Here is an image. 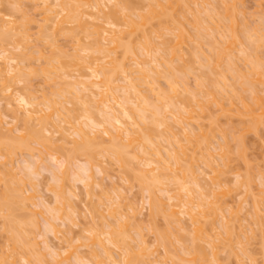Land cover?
I'll list each match as a JSON object with an SVG mask.
<instances>
[{
	"label": "bare ground",
	"instance_id": "6f19581e",
	"mask_svg": "<svg viewBox=\"0 0 264 264\" xmlns=\"http://www.w3.org/2000/svg\"><path fill=\"white\" fill-rule=\"evenodd\" d=\"M21 1L0 0V6L5 5L7 7L6 5H9L8 9L9 7L12 8L11 5H13L17 9L19 16H21V21H17L11 16V13L9 15L7 14L9 12L3 13L0 11V187L2 186L3 188L1 190L2 193H0V216L5 221V223H2L5 228L2 229L8 231L4 232L8 233H6L8 235V238H6L7 243L9 241L8 244H10L6 245L8 249L5 246L1 247L0 264H22V261L24 262L23 264H136V262L137 264H155V262L156 264H175V259L185 264H231L232 261L233 264H259L258 259L263 256H259L258 253L260 251L257 254H253L254 250L252 251V249L256 251V247L253 248V246L257 242L259 243L256 245L258 250H260V244L264 248V213L262 212L263 215L261 214L262 208L258 203V199H256L258 197L254 196L255 191L252 181L255 176H251L253 173L247 176V172H245L246 176L242 179L243 175L236 174L238 190L243 189L245 196L253 197V202L247 214L251 217V221L245 216L246 218L243 217V221H246L247 225H245L246 223L243 224L241 218V220H238L242 223L238 220L233 222L234 219L232 217L234 218V214L233 216L230 215V206L220 199L221 195L226 197L229 194V191H223V183L220 181V175L227 172V170H222L220 167L227 169L230 167L227 159L230 156L232 148V146L230 148L229 139L231 140L232 138L228 139V137L222 135L223 141L214 149L219 151L215 155L211 151L213 146L211 145L212 147H210L209 145L212 140L209 143L210 138L208 137L213 138L217 133L215 131L214 135L209 133L208 131L211 129L203 132L202 126L198 123L201 119L203 121L204 117L205 119L213 117L211 116L212 113L209 117L207 116L209 115V110H212L215 104L218 106L219 111L235 114L240 119L247 121L248 130L255 129V134H258L259 128L261 130L264 129L260 127L264 123V96L262 95L264 93V68L263 63H260L264 59V56L262 59L257 53L258 49L264 46V25L260 26L255 23L256 18L254 19V25L252 23L250 24L251 27L247 26L248 23L245 19H247L248 13H246L247 10L245 12V9L241 7L244 4L240 2H243V0H214L215 4L212 1L210 6L206 5L209 4L210 0H203L205 2L202 3L200 1L201 4L199 6H194V4L199 3V1L195 0L197 2L193 1L192 3L194 4H192L193 7L191 8L188 5L191 4V2H188L189 0H150L151 2L147 3L152 9L148 6L145 7V5L141 6L146 0H143V4H139V1L142 2V0H137V5L144 8L143 10L137 9L140 12V16L143 17L139 19L142 20L141 22L134 19L135 14L136 16L138 15L134 11L133 0H32L33 3L34 1H37V3L35 2L36 5L34 6L31 1L30 3L33 6L28 9V6L22 5ZM152 1L155 3H152ZM238 1L242 4L241 6ZM38 3H40L38 6L41 8L37 7ZM255 4H258L255 7L261 6V3H258V1ZM44 5L46 6L44 7ZM179 5H181L183 11H185L184 9L186 11H180L177 8ZM223 5L226 7L223 8ZM33 7L36 8L32 9ZM156 7L160 8L157 10L155 9ZM194 7L200 8L193 10L192 8ZM107 8L111 9L106 11ZM201 8L203 10H200ZM14 9L11 11L15 12ZM189 9H192V12L195 11V14H190ZM224 9L227 13L225 11L223 13ZM38 10L41 11L39 14L42 16L37 19L35 17ZM254 10L251 15L253 14V17H257L256 15L258 14L255 13L261 11V16H258L259 22L264 24V7L261 6V10L256 9L255 12ZM144 11H147V14H144ZM186 12L189 13V16L195 15L194 19L192 18L194 21H191V26L195 25L193 28L196 30L192 36H195L196 39L193 40L196 44L191 47H188L190 44L188 45L187 43L194 41H191L192 38L190 37L192 36H190V33L188 34L185 31L187 30V27H184L186 22L182 25L184 28L180 25L181 23H178L177 26L179 27L175 25L179 20V14L183 13L181 17L183 19L187 18L188 13ZM31 13H35V17ZM118 13L124 16H118ZM200 14L204 16L201 17ZM140 16L138 17L140 18ZM90 18L94 19L91 20ZM29 23H36L39 37L38 34L34 33L36 31L33 32L34 34L30 32L33 31L32 28L35 25L30 27V29L28 26L31 24ZM147 23H149L151 28L150 26L147 27ZM70 25L75 26L70 27ZM155 25L159 26L157 28L153 27ZM240 25L243 28L245 27L242 32L237 30V28H241ZM180 27L183 29L178 34L177 32H179ZM222 28H226V30H222ZM35 29L37 28L35 27ZM159 29L162 32L168 31L166 34L170 33L169 35H172L171 38L175 37L174 39L172 38L176 42L173 47H168L169 40L157 43V45L155 44L157 36H159L157 35ZM140 31L143 36H139ZM224 31H228L227 33L229 34L227 35ZM185 32L190 36L188 38L190 42H187L188 40L185 37L188 36L184 35ZM32 34L34 38H30ZM59 34L63 36H65L64 34H67L66 36L70 35L73 39L72 42L75 41L76 46L74 47V43L73 46L67 44L66 48L63 49L65 45H59L60 43L58 44V40H56V37L59 38ZM154 36L155 38H153ZM226 37L229 40L225 39ZM31 39L41 40V43L45 40L48 42L41 44L40 41H37L39 42L38 44L33 40V44H31ZM87 39L92 41H88ZM141 39L143 40L140 41ZM5 40H11V42L8 41L10 44ZM183 40L186 43L185 49ZM2 41L7 42L9 47L6 43H2ZM134 41H138L137 44ZM236 42L240 43V47L243 46L240 53H243V59L248 61L247 64L250 65V70L247 69L249 72H242L246 68L242 67L243 69H239L237 65L238 57H235V54H230L232 53L231 48ZM201 43L207 45H204L207 47V50L209 48L206 53V50H203L205 47H202ZM225 44L226 46L229 45L226 47ZM10 45L11 47L13 45L14 49L10 48ZM42 45L47 46L41 47ZM33 47L36 49H33ZM68 47L71 48L70 52ZM188 48H191V50ZM47 49L51 50H48L50 51V55H46L48 53ZM185 50H189L190 56L194 58H192L194 64L198 62L202 72L196 69L193 63L187 64L188 58H186V62L185 59H181L184 56L182 55V51ZM234 53L238 54L235 51ZM32 55L38 57L39 61H41L42 65L41 63L39 64L41 67H37L40 70L32 69L31 64L29 67V63H25ZM150 57L151 59H149ZM128 58H130V62H127ZM223 59L227 60V66L224 65L227 67L226 70H232L233 76L231 78L227 77L230 75H226L228 72L225 71V68L224 70L221 69L223 67L221 66L224 62ZM240 60L242 61V59ZM65 61H68V63ZM131 63L134 65L132 66ZM211 63L214 65L212 64V66ZM67 66H78L79 68L83 66L82 70H86L85 68H87L90 72L87 73L88 75H83L85 78L81 75L77 78V75L69 73L74 68L68 69ZM134 66L136 67L134 68ZM192 68L195 70L191 71ZM59 71L65 75L69 73L70 77L66 78L67 76L64 77V75L61 77L62 73H58ZM181 71L182 73L184 71L183 74L185 76L183 75V77H186V74L189 76L190 72L194 76L196 72H201L195 76V78L198 77L200 80L196 78L197 84L195 83L194 89L188 83L190 78L188 79L187 77L188 80L183 78ZM34 72L36 73L35 75L44 77L45 86L51 87V89L43 90L41 92L43 94H40L42 96L36 95L37 93L35 92H32L33 94L25 93L28 94L25 95L19 89L12 87V85L15 86L20 82H25L28 80L26 79L28 77H33ZM234 72H236L235 75ZM247 72L248 74H246ZM208 73L210 75H217L216 79L218 77L217 81H219V84L215 80L212 82L206 80L205 77H210ZM116 74L117 76H115ZM118 74L120 77H118ZM249 76H251V80L248 79ZM63 77L68 80H65ZM71 78L75 81H72ZM161 78L166 83L163 86L160 84ZM233 78L242 81H238V83L242 85L243 89H245V85L250 90L252 87L253 96H257L256 94L261 90L260 92L262 93L259 92L261 95L258 94L259 96L257 97L252 96L251 100H253L254 104L252 103L251 105V102L245 100L246 97L242 96V93L233 86L234 83H231V79ZM58 79L60 80L59 82ZM69 79H71L72 83ZM207 79L211 80V77ZM228 79L230 82L227 81ZM117 81H122V83L118 82L116 84ZM257 82L259 84L262 83L263 86L254 84ZM215 83L217 84L214 87L216 90L219 89L216 86L221 85L223 92L226 93L224 96L222 90L219 91V95L223 94V98L230 94L227 90L232 88V92L235 94V96H233L234 94L232 95V98H238L242 106H238L240 103L237 104V101L230 99V96L227 97L230 101L224 99L226 101L224 102L223 98L216 94L218 92L212 88ZM77 86H79L78 89ZM205 87L206 89H204ZM74 88L76 89L75 91L72 90ZM188 88L194 92V96L197 98L195 102L197 108L190 107L189 104L191 103L187 104L184 100L175 101V97L181 91H187ZM255 90L256 92L258 90L256 94H254ZM45 91L48 92L46 93ZM71 91L73 95L67 97L66 93L72 94ZM49 92L51 94H48ZM211 103H213V106ZM67 104H72L73 107L69 105L71 107L69 108ZM93 108L96 111H92L94 110ZM81 111H83V114ZM94 112L100 117L97 120L95 119L97 116L93 114ZM170 116L173 117V120H170ZM4 117H10L8 118L10 121ZM209 119L207 121H210ZM168 120L175 122L174 127L179 126V130L173 126L172 130L170 127L171 123L169 124ZM228 120L226 118V121ZM22 122L25 123H23L24 125L28 124V127L21 126ZM229 122L231 123L232 121ZM207 123L205 127H207ZM217 123L219 124L220 122L217 121ZM51 124L53 128L49 129L48 125ZM211 124L212 128H215L216 120L214 119ZM239 128L241 127L239 126ZM239 128L237 127V131ZM234 129L236 130V128ZM239 131L243 132L242 129ZM47 133L52 135L48 136ZM55 134H58L60 138L54 139ZM163 139L169 144L164 145ZM56 140L64 144L57 143ZM33 144L35 145L34 147ZM36 144L46 148L45 150H50L49 148L57 150L56 148H59L60 145L62 147H60L59 152L58 150L56 151L58 152L56 157L51 151L46 155V153H43V149L37 148L39 146H36ZM71 144L73 145L70 146V149L68 145ZM61 149L64 150V153L61 154L62 157L64 156L63 158L59 154L62 151ZM65 149H69L68 152ZM34 150L39 151V153L35 154ZM25 151L31 157L34 156L35 161L32 160L30 162L25 155L23 156L26 158L23 161H29L27 165L24 164L26 165L24 167L27 169L24 174V171L20 172L22 170H19L22 167L19 165L20 162H17V166H14L15 163H13L12 158L15 157V154L17 156L18 152L22 153ZM26 152L24 154H27ZM77 153L85 157L87 161V165L83 171L79 173L74 172L75 174L71 175L74 176L75 182L84 183L80 187L84 188L79 189L81 193L76 191L78 189L74 185L75 188H72V184L66 186V180L69 178V174H72L70 172L72 169L70 168L74 165L73 163L76 159L74 154ZM44 155L48 159L51 157V160L49 159L48 161L49 163L54 160L55 162L53 163L58 164H54L58 166L55 168L56 170L54 169V174L57 170L59 172L54 175L55 177L52 176V179H50L53 181L54 178V181L49 185H47L48 182H40L49 186V190L55 195L53 203L51 200L48 201L49 199L46 200L43 195H40L38 191L42 190L36 188L38 186L42 187L44 184L37 186V182H34L36 181L34 178L37 179V176L40 175L39 169L43 167L41 163L46 160V158L44 159ZM100 155L103 158H107V162L110 165L113 164V168L118 167L119 172H128V175L125 174L127 178L122 176L123 179L125 178L124 180L127 182L132 180V183L133 180L137 181L138 185H140V190L148 192V204L143 206V208L137 207L138 210L134 208V204L131 201L127 202L128 196L123 193L121 188L119 190V188L113 186V188L110 187L111 190L107 188L109 191L104 187V178L100 180L95 178L97 176L92 172L94 167L99 169L101 167L103 172L106 170L104 172L106 174L109 170L107 166L102 164L103 161L99 159L101 158ZM217 157L218 161L221 160V162L217 163ZM29 159L32 158L29 157ZM199 160L204 166L206 165L205 171L199 165ZM46 161L45 163L48 166V162ZM262 170L259 169L257 171L259 173H256V175L261 178L260 184L264 187V171ZM18 172L20 175H24L20 176ZM207 174L211 176L208 182L206 178ZM17 176H20V178ZM201 176L203 183L201 182L202 180H199ZM25 178L28 182H26ZM29 182V189L25 188L26 191L24 185H27ZM96 185L100 188L97 189ZM66 190H68L67 195ZM262 193L264 198V190ZM75 197H77L76 199L79 197L82 200L75 202L73 200ZM95 198L99 199L98 202ZM33 199H41L42 202L39 201L38 204ZM103 199L109 200L106 201L107 204L105 202L106 206L103 205ZM83 201L84 203H82ZM108 202L110 203L108 204ZM262 202L264 204V200ZM76 203L85 204V210H81ZM225 204L229 208L230 219L224 215L228 214L225 212L227 208L224 209ZM38 205H42L44 211L31 210L33 206L34 208L39 207ZM105 207V211L109 212L108 215L103 213V208L105 209ZM144 209L148 210L146 214L144 213ZM87 212L90 213L89 216ZM220 212H224L222 213L223 216ZM38 213L45 219V229H43V232H40L45 234L38 235L39 237L42 236L40 237L42 238L41 242L43 241L42 243L44 244L42 248L38 246L39 243L35 240V238L39 239L37 236L38 229H40L38 226L39 219L35 217ZM46 213L51 217L45 218L44 215ZM94 214L97 217L99 216V221L105 222L103 223L104 227L101 225L102 222L96 221L97 218H94ZM159 214L165 217L163 218L167 222L166 225L168 224V228L166 229H169L172 234L176 235L178 234L177 232L182 231L180 235H176L177 241L183 243V246L180 245L182 246V255L173 253L171 245L176 241L171 242L172 239H169V236L166 237V233L159 226H155L156 222L153 219L155 215L161 216ZM219 214H221L222 219H217V216H220ZM148 217L151 218V223H149ZM103 218L106 219L103 220ZM66 220H68V224ZM131 220L134 222L137 220L136 225L139 226L131 225ZM216 220L220 222L218 223L220 224L219 229L215 225L217 223ZM146 221L151 225L147 224L148 227H153L151 231L156 233V236L158 235L155 240V242H158L156 245L163 244L165 248L164 255L157 254L159 257L156 260L153 259L154 261L148 260L149 263L142 259V256L144 257L145 255L147 257V254H150L148 253V249H151L148 245L149 241L144 238L145 234L143 232L145 231L141 227ZM27 224L32 225L33 228L25 227ZM72 224L81 227L79 231L84 234L83 236L80 235L82 238L75 236L74 233L76 231L73 229ZM130 225L134 227L131 228ZM147 225L145 226L146 229ZM102 227L103 229H101ZM36 228H38V231H31ZM129 229L137 232L136 237H132V234L128 233V231L130 232ZM49 231L54 233V238L59 239L65 246H62V244L58 246V243L51 244V239L49 241L47 239ZM29 232H33L34 237ZM34 232L36 233L34 234ZM160 232L164 234H160ZM137 235L139 241H137ZM181 235L183 236L180 238ZM189 241L191 242L190 246L188 245ZM200 241L204 242L205 246L208 247L202 245ZM132 242H135L137 245L132 246L130 244ZM235 242L239 244L240 251L235 249ZM84 247L87 248L86 253L84 250L78 251L80 248L84 249ZM30 251H35V254H30ZM140 251H142L143 255H141ZM155 252L158 253V249L157 251L153 250L151 254L154 255ZM222 253H225L226 256L222 257ZM161 256H164L166 259L169 257L172 263L171 261L168 263V259L167 261L162 259V261L160 259L162 258ZM72 258L76 260L71 261L73 260ZM147 258H150V255Z\"/></svg>",
	"mask_w": 264,
	"mask_h": 264
},
{
	"label": "rangeland",
	"instance_id": "374dc122",
	"mask_svg": "<svg viewBox=\"0 0 264 264\" xmlns=\"http://www.w3.org/2000/svg\"><path fill=\"white\" fill-rule=\"evenodd\" d=\"M32 0H22L21 1V4L22 5H24L25 7H27V9L29 8V7H32L33 5L35 6L36 5V3H37V1H34V3H33V1H32V4L30 3ZM139 1V0H138ZM137 0L135 1V0H133L132 1V5H133V7H134V11H135V13H137V15L138 16H140V12H138L137 11V9L139 8L140 10L142 9H144V8H141L140 7V5H137L138 2ZM171 1H174V0H171ZM188 1V0H187ZM193 1H195V0H189L188 2L190 3L191 2V4H188L189 5V7L191 8V7H193V5L192 4H194V3H192ZM197 1H199V3L197 4H194V6L195 5H198L199 6V4H201V2L200 1H202V3L203 2H205V1H203V0H197ZM197 1H195V2H197ZM209 1V0H208ZM213 1V3L215 4V2H214V0H210V2H209V4H206V5H211L210 3ZM216 1V0H215ZM258 1V3L260 2L261 3V6L262 7H264V0H243V2L242 1H240L242 4H244L243 6H241L242 4H240V2H239V4H240V6L243 8V9H245V12H246V10H247V12L246 13H248V15L247 14H245V15H247L246 17H247V19H245L246 21H247V26H250L251 27V25L250 24H252L253 23V25H254V19H259V17L258 16H261V11H259V12H257V13H255V14H258V15H256L257 17H253L252 15H251V13H253V10L255 9H260L261 10V6L259 5V7H255V6H258V4H255L256 2ZM36 2V3H35ZM147 2H151L150 0H146V1H144V4H143V0H142V2H140L139 1V4H143V5H141L142 7L145 5V7H147L148 6V3ZM186 2V1H185ZM52 3V2H51ZM147 3V4H146ZM152 3H155L154 1H152ZM151 3V4H152ZM40 3H38L37 4V7H39L38 5H39ZM238 4V5H239ZM42 5V4H41ZM155 5V4H154ZM181 5H183L182 3H181ZM181 5H179V6H177V8L178 9H180V11H183V9L181 8ZM184 5H186V3H184ZM192 5V6H191ZM205 5V6H206ZM226 5H228V4H226ZM7 7L9 6V5H6ZM12 6V8L11 7H9V8H11V10H13L14 8H15V6H13V5H11ZM46 5H44V7H45ZM110 6V5H109ZM208 6V7H209ZM7 7H5V5H2V6H0V9L2 8V10H0V11H2L3 13H6V12H9V13H7V14H9L10 15V13H11V16L14 18V19H16L17 21H21L20 20V18H21V16H19V14H18V12H17V9L15 8L14 10H15V12L14 11H11V10H9V8L7 9ZM57 7V6H56ZM149 7V6H148ZM200 7H201V5H200ZM199 7V8H200ZM207 7V8H208ZM213 7V6H212ZM226 7V6H225ZM224 7V5H223V8H225ZM34 8H36V7H33L32 9H34ZM39 8H41V7H39ZM149 8H151V7H149ZM160 8V7H159ZM158 7H156L155 9H159ZM187 8V7H186ZM197 9H199L198 7H196ZM196 8L194 7V8H192L193 10L195 9L196 10ZM247 8V9H246ZM23 9H25L24 7H23ZM38 9V8H37ZM36 9V10H37ZM57 9L59 10V8L57 7ZM56 9V10H57ZM109 9H111V8H107V10L106 11H109ZM138 9V10H139ZM152 9V8H151ZM150 9V10H151ZM192 9H189L190 10V14L191 13H193V14H195L194 12L195 11H193L192 12ZM8 10V11H7ZM35 10V11H36ZM185 11H186V9H184ZM200 10H203V8H201ZM255 10H254V12H255ZM28 11V10H27ZM33 11V10H32ZM185 11H183V12H185ZM225 11V9L223 10V13H225L224 12ZM231 11V10H230ZM252 11V12H251ZM1 12V13H2ZM29 12V11H28ZM31 12V11H30ZM41 11H39L38 10V12H37V15L35 14V13H31V14H35L36 15V17H35V15L33 16V17H35V18H41V16L42 15H40L39 13H40ZM145 13L144 14H147V11H144ZM152 13V12H151ZM186 13H188V12H186ZM227 13V12H226ZM20 14H21V12H20ZM141 14H142V12H141ZM181 14H183V13H181ZM181 14H179L178 15V18H179V20H178V22H177V24H175L176 25V27H179V26H177L178 25V23H181L180 25L182 26L185 22V26L184 27H187V30H185L188 34L190 33V36H192V34L194 33V31L196 30V29H194L193 27H195V25H193V26H191L192 24H191V21H194L193 19H194V17H195V15H190L189 16V13L187 14V18H185V19H183L182 17H181ZM22 15V14H21ZM122 14H120L119 15V13H118V16H121ZM122 16H124V15H122ZM138 16H136V14H135V16H134V19H136V20H138V22H141L142 20H139V19H141V18H143V17H141L140 16V18L138 17ZM200 16L202 17V16H204L203 14H200ZM17 17H18V19H17ZM137 17V18H136ZM183 17H185V15H183ZM189 17V18H188ZM147 18V17H146ZM193 18V19H192ZM240 18V17H239ZM91 19V18H90ZM94 18H92L91 20H93ZM256 19V22L255 23H257L258 25H260V26H263L264 24L263 23H261V22H259L260 21V19L259 20H257ZM143 20H145V19H143ZM29 24H31L30 26H28L29 28L30 27H33V25H35V27L37 28V29H35V27H33L32 29H33V31H30V32H34V31H36V32H34L35 34H38L37 32V30H38V27L36 26V23H29ZM154 24V23H153ZM196 24V23H195ZM147 27H149L150 25H149V23H147ZM173 25V24H172ZM75 25H70V27H74ZM159 26V25H158ZM158 26H153V27H158ZM166 26V25H165ZM246 26V27H247ZM171 27V26H170ZM183 27V26H182ZM183 27V28H184ZM239 27V26H238ZM240 27H241V25H240ZM150 28H151V26H150ZM149 28V29H150ZM183 28H181L180 27V30H179V32H177L178 34H180L182 31H181V29H183ZM241 28H243V26L241 27ZM241 28H237V30L239 31V32H242V30H244V28L243 29H241ZM31 29V28H30ZM148 29V28H147ZM160 29H162V28H160ZM159 29V33L157 34V35H159V36H161L160 38H159V36H157V39H156V45H157V43H162V42H164V41H167V40H169L170 42H169V44H168V47H173L174 45H175V41H173V39L175 38V37H172L171 38V36L172 35H169L170 33H168V34H166L168 31H163L162 32V30H160ZM164 29V28H163ZM171 29V28H170ZM186 29V28H185ZM164 30H167V29H164ZM174 30H176V29H174ZM188 30H189V32H188ZM222 30H226V28H222ZM150 32H152V31H150ZM171 32H173V31H171ZM186 32L184 33V35L185 36H188L187 34H186ZM225 32V31H224ZM228 31H226L225 33L228 35L229 33H227ZM33 33V34H34ZM162 33H165V34H163L162 35ZM32 34V36L30 37V38H34V35ZM82 34V33H81ZM80 34V35H81ZM149 34V33H148ZM60 36H59V38L58 37H56V40H58V44L59 45H65L64 47H63V49H65L66 48V46H67V44L68 45H74V47L76 46V43H74V42H72L73 41V39H72V37L70 36V35H68V36H66L67 34H64L65 36H63L62 34H59ZM143 36L142 35V32L140 31L139 32V36ZM153 35V34H152ZM173 36H174V34H173ZM182 36H183V34H182ZM190 36H188V37H185V38H187V42H190V39H188ZM38 37H39V34H38ZM37 37V38H38ZM92 37V36H91ZM91 37H90V39H91ZM153 38H155V36L153 37ZM183 38V37H182ZM184 38V39H185ZM190 38H192L191 39V41H194L196 38H195V36H192V37H190ZM137 39V38H136ZM135 39V40H136ZM194 39V40H193ZM225 39H228L229 40V38H225ZM33 40L34 39H31V41L30 42H32L31 44H33ZM88 41H92V40H89V39H87ZM143 39H141L140 41H142ZM151 40V39H150ZM153 40V39H152ZM176 40H178V39H176ZM5 41H10L11 42V40H5ZM34 41H36V43H38L39 44V42H37V41H40V43H41V40H34ZM139 41V42H140ZM145 41V40H144ZM185 41H186V39H185ZM3 42L2 41V43H6L7 45H8V47H9V44H10V42ZM45 43L46 42H48V41H44ZM44 42H42L41 44H43ZM136 41H134V43H135ZM138 42V41H137ZM137 42H136V44H137ZM146 42V41H145ZM195 42V41H194ZM194 42H190V43H187L189 46L188 47H191V46H193V45H195L196 44V42L194 43ZM240 42V41H239ZM239 42H236V44L231 48V50H232V53H230V54H235L236 56L235 57H238L237 58V61H238V63H237V65H238V67H239V69L240 68H242V67H244V68H246V70H244L243 68V71L242 72H246V71H248L249 72V70H250V65L249 64H247L248 63V61H245L244 59H243V53H240V51L242 50V47H240V43ZM1 43V44H2ZM44 43V44H45ZM74 43V44H73ZM183 43H184V40H183ZM204 43V42H203ZM203 43H201V46L202 47H205V48H203V50L205 51V53L209 50V48H208V50H207V45L206 44H204V45H206V46H204L203 45ZM205 43H206V41H205ZM6 44H3V45H6ZM12 44V43H11ZM38 44H36V45H38ZM47 44H49V43H47ZM135 44V45H136ZM142 44H143V42H142ZM227 44V43H226ZM226 44H225V46H226ZM2 45V46H3ZM139 45V44H138ZM137 45V46H138ZM156 45H154L153 44V46H155L156 47ZM229 45V44H228ZM227 45V46H228ZM236 45H238L237 47H236ZM38 46H40V45H38ZM44 45H42L41 47H43ZM47 46V45H46ZM46 46H44V47H46ZM49 46V45H48ZM140 46V45H139ZM183 46H185L184 47V49L186 48V43H184L183 44ZM226 46V47H227ZM71 47V46H70ZM70 47H68V50H69V52H70V50H71V48ZM163 47H165V46H163ZM10 48H12V49H14L13 48V45H12V47H11V45H10ZM47 48H49V47H47ZM260 48H262V49H260ZM259 49H258V56H261L260 58H262L263 56H264V46H262V47H260ZM33 49H36L35 47H33ZM46 49V48H45ZM73 49V48H72ZM188 49H190L191 50V48H188ZM48 50H50V49H47V54L46 55H48L49 54V52L51 51H48ZM17 51H19V50H17ZM46 51V50H45ZM187 50H185V51H182V55H184L181 59L182 60H184L185 59V62H186V58H188L189 60H188V62H187V64H189V63H193L194 64V58L192 57V56H190V53L187 51ZM220 51V50H219ZM234 51L235 52H237L238 54H236V53H234ZM261 53H260V52ZM226 52H228V51H226ZM209 53H211V52H209ZM225 53V52H224ZM36 54V53H35ZM50 55V54H49ZM239 55H241V56H239ZM66 56V55H65ZM68 56V55H67ZM227 56V55H226ZM240 57V58H239ZM192 60H191V59ZM29 59V61L27 62V60ZM27 60H26V62L25 63H29L28 65H29V67H30V64H31V68L32 69H36V70H40V68H37V67H41V65H42V63H41V61H39V58L38 57H36V56H34V55H32L30 58H28ZM65 59H67V58H65ZM68 59H70V58H68ZM149 59H151V57L149 58ZM180 59V60H181ZM240 59H242V61L240 60ZM259 59V58H258ZM263 59V58H262ZM64 60V59H63ZM106 60H108V59H106ZM130 60V58H128V61L127 62H130L129 61ZM224 60V59H223ZM223 60H222V62H223ZM43 61V60H42ZM70 61V60H69ZM178 61V60H177ZM213 61H214V59H213ZM260 61V60H259ZM66 63H68V61H65ZM196 62V61H195ZM212 62V61H211ZM41 63V65H39ZM177 63H179V62H177ZM180 63H182V62H180ZM260 63H263V68H264V59L262 60V62H260ZM132 64V63H131ZM213 63H211V65H212ZM247 64V65H246ZM67 65H69V64H67ZM134 64H132V66H133ZM181 65V64H180ZM195 65V68L196 69H199L201 72H202V69H200L199 68V63L198 62H196V64H194ZM214 65V64H213ZM212 65V66H213ZM227 66V60H224V62H223V64L221 65V66H223L221 69H223L224 70V68H225V71L226 72H228V73H226V75H230V76H227V77H232L233 75H232V70L230 71V70H226L227 69V67H225V66ZM86 66V65H85ZM190 66V65H189ZM261 66V65H260ZM68 67V66H67ZM136 66H134V68H135ZM191 67H193V66H191ZM71 69V68H74V70L71 72V71H69V73L70 74H75V75H77V78L78 77H80V75L83 77V78H85V76H83V75H86L88 72H90L89 70H87V68H85L86 70H82V68H83V66L81 67V68H79L78 66H72V67H68V69ZM247 69H249V70H247ZM192 70H195L194 68H192L191 69V71ZM199 70H197V71H199ZM64 71V70H63ZM260 71H262V70H260ZM201 72H196V74L197 75H199ZM248 72L246 73V74H248ZM38 73V72H37ZM41 73V72H40ZM39 73V74H40ZM58 73H62V72H58ZM64 73H66V72H64ZM68 73V72H67ZM69 73L68 74H63L62 73V75H61V77L64 75V77H66V78H69L70 77V75H69ZM178 73H180V72H178ZM183 73H184V71H183ZM182 73V71H181V74H182V77H183V74ZM188 74H189V72H187ZM36 73L34 72L33 73V77H28V78H26V79H28V80H26L25 82H20L18 85H12V87H15V88H17V89H19V91L20 92H23L24 94L25 93H30V94H33L32 92H35V93H37L36 95H40V94H43V93H41L43 90H48V89H51V87H48V86H45L46 85V83H45V80H44V77L43 76H38V75H35ZM185 74H186V72H185ZM195 74V76H197ZM209 75H210V73H208ZM236 74V72H234V75ZM40 75H42V74H40ZM74 75V76H75ZM88 75V74H87ZM119 75V74H118ZM25 76H27V75H25ZM28 76H30V75H28ZM73 76V77H74ZM115 76H117V74L115 75ZM185 76V75H184ZM195 76H194V74H191V72H190V74H189V76L186 74V77H183V78H186L187 79V77H188V79H189V82L188 83H190L189 85L194 89V87H195V83L197 82L196 81V78H197V80L199 79L198 77H196L195 78ZM216 76L217 75H213V74H211L210 75V77H211V80L210 79H207V78H210L209 76L208 77H205L206 78V80H209L210 82H212V81H217V79H218V77H217V79H216ZM42 77V78H41ZM63 77V78H64ZM72 77V76H71ZM87 77V76H86ZM118 77H120V75L118 76ZM251 76H249L248 77V79H250L251 80V78H250ZM24 78V79H25ZM75 79H76V77H74ZM229 78V79H230ZM254 78V77H253ZM65 79V78H64ZM63 79V80H64ZM72 79V78H71ZM71 79H69V81L71 80ZM179 79V78H178ZM187 79V80H188ZM229 79L227 80V81H229ZM234 79V78H233ZM233 79H231L232 81H231V83H234V87L239 91V92H241L242 93V96H244V97H246V99L245 100H248L249 102H251V105H252V103L254 104V102H253V100H251V98H252V96H253V88L251 87V90L250 89H248V87H246V85H245V89H243L242 88V85L241 84H239L238 83V81L239 82H242V81H240V80H233ZM65 80H68V79H65ZM180 80V79H179ZM200 80V79H199ZM60 80L58 79V82H59ZM72 81H75L74 79H72ZM72 81H70L71 83H72ZM66 82V81H65ZM122 83V81L120 82V81H117L116 82V84L117 83ZM218 83L217 84H219V81H217ZM230 82V81H229ZM237 82V83H236ZM207 83V82H206ZM250 83V82H249ZM70 84V83H69ZM69 84H67L68 86H69ZM124 84V83H123ZM160 84H162V86L164 85V84H166L165 83V80L164 79H162L161 78V83ZM191 84H194V85H191ZM197 84V83H196ZM216 83L214 84V86L212 87V88H214L215 87V85H217ZM229 84V83H228ZM254 84H259L258 82L257 83H254ZM230 85V84H229ZM228 85V86H229ZM239 85V86H238ZM251 85H253V84H251ZM260 85H262L263 86V84L261 83V84H259V86ZM50 86V85H49ZM66 86V85H65ZM231 86V85H230ZM232 86V87H233ZM255 86V85H254ZM253 86V87H254ZM45 87H47V88H45ZM219 88L218 90H216L215 88H214V90H216V92H218V93H216V94H218L219 95V91H221L223 88L221 87V85L219 86H216V88ZM233 87V88H234ZM255 87H257V86H255ZM254 87V88H255ZM15 88H13V89H15ZM70 88V87H69ZM79 88V86H77V89ZM197 88V87H196ZM195 88V89H196ZM230 88V87H229ZM204 89H206V87L204 88ZM227 89H228V87H227ZM232 88H230L229 90H227V91H229V93L230 94H228V95H226V97H222L223 96V94H224V96H225V94L226 93H224L223 92V90H222V95H219L220 97H222L223 98V101L224 102H226L225 100H229V99H227V97H231L230 99H233L232 97L233 96H235V94L232 92L233 91V89L231 90ZM256 89H258V88H256ZM261 89V88H260ZM69 90H71V89H69ZM72 90H76L75 88L74 89H72ZM190 91V92H189ZM261 91V90H260ZM259 91V92H260ZM46 92V91H45ZM48 92V91H47ZM46 92V93H47ZM72 92V91H71ZM252 92V93H251ZM255 93L254 94H256L257 92H258V90H257V92H256V90L254 91ZM259 92L256 94L257 96H259V95H261V94H259ZM69 92H67L66 94V96L67 97H71L72 95H73V92H72V94H68ZM260 93H262V92H260ZM48 94H51L50 92L48 93ZM220 94H221V92H220ZM234 94V95H233ZM237 94V93H236ZM259 94V95H258ZM0 95H1V93H0ZM25 95H28V94H25ZM233 95V96H232ZM263 96H264V93L262 94ZM40 96H42V95H40ZM255 96V95H254ZM253 96V97H254ZM257 96H255V97H257ZM209 97V96H208ZM2 98H4V97H2ZM176 99H175V101L176 100H180V101H182V100H184V102L185 103H187V104H189V103H191V104H189L190 105V107H194V108H197L196 107V105H195V102H196V100H197V98H195V96H194V92H192L191 91V89L190 88H188V90L187 91H181V93H179L178 94V96L177 97H175ZM4 99H6V98H4ZM209 99V98H208ZM212 99H213V97H212ZM225 99V100H224ZM211 100V99H210ZM233 100H236L237 101V104L238 103H240V100H238V98H235L234 97V99ZM5 101V100H4ZM230 101V100H229ZM228 101V102H229ZM207 102V101H206ZM193 104V105H192ZM225 104H227V103H225ZM236 104V103H235ZM68 105V107L69 108H71V107H73V105L72 104H67ZM71 107H70V106ZM211 105L213 106V103H211ZM210 105V106H211ZM0 106H1V103H0ZM238 106H242L241 105V103H240V105L238 104ZM227 107H229V105L227 104ZM215 108V109H214ZM94 109V108H93ZM210 109V108H209ZM213 110V111H212ZM212 110L210 109L209 110V115L207 116V117H209L210 116V114H211V116H213V117H211L210 119L209 118H207V119H205V117L203 118L204 120L203 121H201V120H199L198 121V123L202 126V130H203V132H206V131H208L209 129H211L210 131H212V132H210V131H208L209 133H212L213 135L215 134V132L217 133V134H215V136L213 137V138H211V137H208V138H210L209 139V143H210V141L212 140V142L209 144L210 145V147H212L211 149V151L213 152V153H215V155L219 152L218 150H214V149H216V147H218V144L220 143V142H222L223 141V138H222V135H225L226 137H228V139L229 138H232L231 140L229 139V143L231 144H229L230 145V148H231V146H232V148H231V150H230V156H229V158L227 159V161L230 163V167L227 169V168H225V167H220L222 170L224 169V170H227V172H225V173H223V174H221L220 175V181H222V183H223V187H222V189H223V191L224 190H227V191H229V194H228V196H220V199L221 200H223L224 202H226V203H228V205L230 206V215H232L233 216V214H234V218L232 217V219H234V221L233 222H235L236 220H241V221H243L244 219H243V217H245V216H247V218H249V220L251 221V217L249 216V215H247L248 213H249V210H250V207H251V205H252V202H253V197H248V195L247 196H245L244 194V191H243V189H240V190H238L239 189V187H238V185L236 184V174L238 173V174H241V175H243L242 176V179H244L245 178V176H246V173L245 172H247V176H249V174H252L253 173V175H251V176H255V177H253V183H252V186L254 187V196L255 197H258V198H256V199H258V203H259V205L261 206V208H262V210L260 211L261 212V214H262V212L264 213V207H262V205H264L263 204V200H264V198H263V196H262V191L264 190V187H262L261 186V184H260V180H261V178L258 176V175H256V173H257V171H259V169H261L262 170V168H263V170L262 171H264V147H263V145H264V140H262V139H264V129L263 130H261V128H259V132H258V134H255V129L254 130H248V127H247V125H246V123H247V121H245V120H242V119H240L238 116H236L235 114H231V113H229V112H222V111H219V109H218V106H216L215 104H214V106H213V108H212ZM92 111H96L95 109L94 110H92ZM167 111H169V110H167ZM197 111H199V110H197ZM210 111H212V112H210ZM82 112V114H83V111H81ZM214 112V113H213ZM75 113V112H74ZM77 113V112H76ZM96 112H94L93 114L95 115V116H97L96 114H95ZM78 114H81V113H78ZM217 114V115H216ZM221 115H223V116H221ZM82 117V116H81ZM80 117V118H81ZM216 117V118H215ZM227 118V120L228 121H226V118ZM4 118H7V117H4ZM8 118H10V117H8ZM7 118V119H8ZM79 118V119H80ZM97 118H100V117H96L95 119L97 120ZM170 118V120H173L172 118L173 117H169ZM7 119H5V120H7ZM210 120L211 122L212 121H214V119L216 120V127L215 128H212V124H211V122L210 121H207V120ZM211 119H213V120H211ZM221 119V120H220ZM9 121H10V119H8ZM7 120V121H8ZM81 120H83V119H81ZM170 120H168V122H169V124L171 125L170 127H171V129L173 130V127L175 126V122H173V121H170ZM175 120V119H174ZM217 121L218 122H220L219 124L217 123ZM229 121H232L231 123L229 122ZM80 122H82V121H80ZM83 122H85V121H83ZM202 122V123H201ZM208 122V123H207ZM222 122V123H221ZM241 122V123H240ZM263 122H264V119H263ZM24 122H22V125L21 126H26V128L28 127V124H26V125H24L23 124ZM208 124V125H206L207 127H205V124ZM21 124V123H20ZM50 124V123H49ZM211 124V125H210ZM239 124H241V125H239ZM47 125V124H46ZM107 126V125H106ZM173 126V127H172ZM239 126L241 127V128H239ZM244 126H246V127H244ZM48 127H49V129L51 128H53V126H52V124L51 125H48ZM179 127V126H178ZM178 127H174L175 129H177V130H179L178 129ZM237 127L239 128V130H243V132L242 131H237ZM260 127H263L264 128V123L262 124V125H260ZM162 128H165V127H162ZM161 128V129H162ZM234 128H236V130L234 129ZM100 129H103V128H100ZM250 129V128H249ZM54 130V129H53ZM202 130L200 129V131H201V133H202ZM215 131V132H214ZM176 132H178V131H176ZM167 133V132H166ZM208 133V134H209ZM224 133V134H223ZM48 134V136H51V135H49V133H47ZM227 134H228V136H227ZM232 134H234L233 136H232ZM166 135H168V134H166ZM59 135L58 134H55V136H54V139H56V138H60V136L58 137ZM208 136H210V135H208ZM165 137V136H164ZM164 137H162V138H164ZM179 137V136H178ZM54 139H52V140H54ZM165 139H166V137H165ZM165 139H163L164 140V145L165 144H169V143H167V142H165ZM234 140V141H233ZM61 141V140H60ZM166 141H167V139H166ZM52 142V141H51ZM54 142V141H53ZM56 142L57 143H60V142H58V140H56ZM62 142V141H61ZM55 143V142H54ZM63 143V142H62ZM62 143H60V144H62ZM238 144V145H236V144ZM263 143V144H262ZM64 144V143H63ZM53 145H55V144H53ZM65 145H67L66 143H65ZM73 144H71V145H68V148H70V146H72ZM163 145V144H162ZM212 145V146H211ZM35 145L33 144V147H34ZM36 146H39L38 144H36ZM59 146V145H58ZM60 147H62L61 145H60ZM60 147L59 148H56L57 150H58V152H59V150H60ZM37 148H41L40 150H44V152L43 153H46V155H48V152L50 153V151L51 152H53V154H55V156L57 157V155H58V152H56L57 150H55V149H51V148H49L50 150H45L46 148H43V146H39V147H37ZM36 147H35V149H37ZM54 148V147H53ZM64 148V147H63ZM71 149V148H70ZM241 149H243L242 151H240ZM62 151H61V153H59L60 155L62 154V153H64V150L63 149H61ZM66 150V149H65ZM69 150V149H68ZM68 150H66L67 152H68ZM97 150V149H96ZM95 150V151H96ZM35 152V154H38L39 153V151H37V150H34ZM245 151V152H244ZM26 152V151H25ZM25 152H18V154H17V156H16V154L13 156L14 158H12L13 159V163H15L14 164V166H17V162H20L19 163V165L20 166H22L23 168H25L24 166H26L27 165V162H29V161H23V160H26V158H24L23 156L25 155V157H27L28 158V160H30V162H32V160L33 161H35L34 159L35 158H33V157H31V155H29L28 154V152H26L27 154H24ZM38 152V153H37ZM66 152V153H67ZM70 152V151H69ZM239 152H241V153H239ZM57 153V154H56ZM262 153H263V155H262ZM46 155H44V159L46 158L45 156ZM59 155V156H60ZM30 158H32V159H29V157ZM99 156V155H98ZM241 156V157H240ZM36 157V156H35ZM48 157V156H47ZM61 157H62V155H61ZM60 157V158H61ZM64 157V156H63ZM62 157V158H63ZM74 157L76 158L74 161V165L73 166H71V168L70 169H72V170H70V172L72 173V174H69V178L66 180V186H70L71 184H72V188H75L76 187V189H78V190H76L78 193L81 191V190H79V189H83L84 187H82V188H80L81 186H83L84 185V183L83 182H75L74 181V176H71V175H74L75 173L74 172H77V173H79V172H81V171H83V169H84V167L87 165V161H86V158L85 157H83L82 155H78V153L77 154H74ZM100 157H101V155H100ZM37 158V157H36ZM51 157H49V159H50ZM20 159H21V161H20ZM49 159L48 158H46V160H44V162L43 163H45V161L46 162H48L49 161ZM99 159H101L102 161H103V163L102 164H104L105 166H107L108 168H109V170H108V175L106 174V173H104L102 170V168L100 167V169L99 168H93V170H92V172H94L95 173V175L97 176V177H95L96 179L98 178V180H100V179H103L104 178V180H103V184H104V187L107 189V188H109L110 190H111V188H113V186H116L117 188H119V190H120V188H121V190H123V193L126 195V196H128V200H127V202H130L131 201V203H133L134 204V208H136V209H138V208H143V206H145L146 204H148V192H144V190H140V185H138V183H137V181H134L133 180V183H132V180L130 181V182H127L126 180H124L125 178H127L126 176L128 175V172H126V173H121V172H119L118 170V167H112V165H110L109 164V162H107L108 160H107V158H103V157H101V158H99ZM17 160V161H16ZM19 160V161H18ZM51 160V159H50ZM200 161V160H199ZM199 161H197V162H199ZM216 161H217V163L218 162H221V160H219L218 161V157H217V159H216ZM215 161V162H216ZM23 162H26V163H23ZM53 162H55L54 160L52 161V162H48L47 164H48V166L46 165V163L45 164H43V163H41L42 165H43V167H41L40 169H39V176H37L38 178L36 179V178H34L36 181H34V182H37L36 184H37V186L38 185H42V184H44L42 187L41 186H38V187H36V188H39V189H41L42 191H38V192H40V195H43L45 198H46V200H48V201H50L51 200V202L53 203L54 201H53V197L55 198V195L51 192V190H49V186H47V185H49L50 183H52L53 181H54V178H53V181H51L50 179H52V176H54V175H56L57 174V172H59L58 170H57V172L54 174V169L56 168V167H58V166H55V165H58V164H56V163H53ZM196 162V163H197ZM248 162V163H247ZM21 163H23V164H21ZM201 163V164H200ZM200 163H199V165H201L202 167H203V170H204V168H207L206 167V165L204 166V164L200 161ZM24 164H26V165H24ZM28 164H30V163H28ZM55 164V165H54ZM247 164V165H246ZM249 164V165H248ZM258 164H259V166H258ZM46 166V167H45ZM116 166V165H115ZM200 166V167H201ZM258 166V167H257ZM3 167V166H2ZM1 167V168H2ZM9 167H11V166H9ZM19 167V166H18ZM19 168V170H22V171H20V172H23L24 174H25V170H27L26 168L25 169H23V168ZM200 167H198V168H200ZM201 167V168H202ZM53 168V169H52ZM106 168V167H105ZM108 168H106V169H108ZM200 168V169H201ZM259 168V169H258ZM57 169H59V168H57ZM195 169H197L196 167H195ZM17 171H19L18 169H16ZM33 170V169H32ZM56 170V169H55ZM100 170H101V172H100ZM202 170V169H201ZM199 171V170H198ZM205 171V170H204ZM249 171V172H248ZM53 172V173H52ZM91 172V173H92ZM207 172V171H206ZM251 172V173H250ZM74 173V174H73ZM201 173V172H200ZM242 173H245V174H242ZM259 173V172H258ZM257 173V174H258ZM18 174H19V172H18ZM24 174H22V175H24ZM125 174H127V175H125ZM20 175V174H19ZM22 175H20V176H22ZM208 176L206 177L207 178V182H208V180L210 181V179H211V176L209 175V174H207ZM9 176V175H8ZM20 176H17L18 178H20ZM33 176H35V175H33ZM105 176V177H104ZM109 176V177H108ZM125 177L124 179H123V177ZM10 177V176H9ZM12 177V176H11ZM55 177V176H54ZM70 177H72V178H70ZM122 177V178H121ZM209 177V178H208ZM241 177V176H240ZM258 177H259V179H258ZM8 178V177H7ZM201 179H199V180H202V176L200 177ZM13 179V178H12ZM241 179V178H240ZM8 180V179H7ZM25 180H26V178H25ZM204 181H206L205 179H204ZM26 182H28V180H26ZM33 182V183H34ZM40 182H45V183H47L48 182V184L46 185L45 183H40ZM115 182V183H114ZM135 182V183H134ZM202 183H203V180L201 181ZM39 183V184H38ZM204 183H206V182H204ZM1 184V183H0ZM14 184H15V182H14ZM18 184L20 185V183L18 182ZM27 184V183H26ZM18 185V186H19ZM22 185H24V184H22ZM30 185V182L27 184V185H24V189L25 188H27V190L29 189V186ZM46 185V186H45ZM75 187H74V186ZM132 185H133V187H132ZM14 186V185H13ZM17 186V185H16ZM15 186V187H16ZM77 186H79V188H77ZM4 187V186H3ZM22 187V186H21ZM31 187V186H30ZM95 187H97V189L98 188H100V187H98L97 185L95 186ZM111 187V188H110ZM252 187V188H253ZM45 188V189H44ZM243 188V187H242ZM3 188H2V186L0 187V193H2V190ZM67 189V188H66ZM109 189H107V190H109ZM26 190V189H25ZM26 190V191H27ZM75 190V189H74ZM109 190V191H110ZM218 192H219V190H218ZM222 192V191H221ZM243 192V193H242ZM30 193V192H29ZM67 193H68V190H66V195H67ZM81 193V192H80ZM113 193V192H112ZM111 193V194H112ZM26 194V193H25ZM31 194V193H30ZM98 194V193H97ZM114 194V193H113ZM28 195V194H27ZM70 195V194H69ZM29 196V195H28ZM98 196H99V194H98ZM158 196H159V194H158ZM225 197V198H224ZM77 197H75V198H73V200L76 202H80L82 199H80L79 197H78V199H80V200H78V199H76ZM97 198H99V197H97ZM102 198V197H101ZM100 198V199H101ZM251 198V199H250ZM39 199V198H38ZM38 199H33V200H36L35 202H38V204H39V201H41V199L40 200H38ZM245 199H247V200H245ZM55 200V199H54ZM72 200V199H71ZM72 200V201H73ZM95 200H97L96 198H95ZM99 200V199H98ZM98 200H97V202H98ZM104 200V204L103 205H105V202L106 201H109V200H107V199H103ZM103 200H101V201H103ZM147 200V201H146ZM145 201V202H144ZM42 202V201H41ZM40 202V203H41ZM94 202H96V201H94ZM82 203H84V201L82 202ZM110 202H108V204H109ZM130 203V204H131ZM144 203V204H143ZM261 203H262V205H261ZM77 204V206H79V208H81V210L82 209H84L85 210V208H86V206H85V204H80V203H76ZM106 204H107V202H106ZM102 205V206H103ZM226 205V204H225ZM39 207H35L34 208V206L32 207V209L31 210H38L39 212L40 211H42L44 208L42 207V205L40 206V205H38ZM85 206V207H84ZM106 206V205H105ZM227 206V205H226ZM224 207V209L225 208H227V210H225V212L226 213H228V214H224L225 216H227L228 218H229V208H228V206L227 207ZM104 207V206H103ZM138 207V208H137ZM148 207V206H147ZM146 207V208H147ZM31 208V207H30ZM78 208V209H79ZM101 208V207H100ZM103 210H104V214L105 215H108V213L109 212H107V211H105L106 210V207H105V209L103 208ZM139 210V209H138ZM44 211V210H43ZM45 211H46V209H45ZM88 211V210H87ZM224 211V210H223ZM36 212V211H35ZM148 212V210L147 209H144V213L146 214ZM234 212H236V213H234ZM21 213H24V212H21ZM43 213H45V212H43ZM87 213H89V212H87ZM86 213V214H87ZM221 214L222 213H224V212H220ZM39 214V215H38ZM36 216L35 215H32V216H35L36 217V219H39L38 221H39V223H41L40 225H39V223H38V226L40 227V229H38V228H36V229H34V230H31V231H38L37 232V236L38 235H42V234H45V233H40L41 231L43 232V229H45V219H43V216H41V214L40 213H38ZM221 214H219L220 216H217V219L219 218V219H222L221 218ZM22 215H24V214H22ZM90 215V213L88 214V216ZM159 215H161V214H159ZM263 215V214H262ZM93 216H95L94 218H97V220L96 221H98V222H102V221H99V216L97 217V215L96 214H94ZM222 216H223V214H222ZM29 217V216H28ZM27 217V218H28ZM44 217L45 218H48V217H51V216H49V215H47V213L44 215ZM101 217V216H100ZM143 217V216H142ZM155 218L153 219V220H155V222H156V224H155V226H159V228L160 229H162L163 231H164V233H166L165 234V236L166 237H168L169 236V239H172L171 240V242H175V243H173L172 245H171V248H172V251H173V253L174 254H181L182 255V251H181V249H182V244L183 243H180V242H178L177 241V238H176V235H180V233L182 232V231H179V232H177L178 234H172L171 232H170V230L169 229H166V228H168L167 227V225H166V223L167 222H165V217L164 216H157V215H155L154 216ZM164 217V218H163ZM3 217L2 216H0V249H2L3 247L2 246H5V248H7L8 249V247L6 246V245H10V244H8L9 243V241H8V243H7V236L8 235H6V233L8 232L6 229L5 230H3L2 228H5V226L4 225H2V223H5V221H3V219H2ZM90 218V217H89ZM236 218V219H235ZM241 218V219H240ZM246 218V217H245ZM260 218H261V216H260ZM264 218V217H263ZM82 219V218H81ZM106 219V218H105ZM104 218H103V220H105ZM111 219V218H110ZM139 219H140V217H139ZM147 219V218H146ZM148 221H149V223H151L150 222V220H151V218H149L148 217ZM183 219H184V217H183ZM226 219V218H225ZM230 219V218H229ZM101 220V219H100ZM108 220V219H107ZM133 220V219H132ZM131 220V225H136V221L137 220H135V222L134 221H132ZM238 220V221H239ZM70 221V220H69ZM83 221V220H82ZM219 220H216V226H218L217 228L219 229V227H220V224H218V223H220V222H218ZM220 221H222V220H220ZM241 221H239L240 223H242ZM66 222H67V224H68V220H66ZM78 222H80V221H78ZM97 222V223H98ZM142 222V221H141ZM103 223H105V222H102V226L104 227V224ZM149 223H147V221H146V223H144V224H148V225H150ZM238 223V222H237ZM236 223V224H237ZM246 223V224H245ZM99 224V223H98ZM138 224V223H137ZM140 224V223H139ZM142 224V223H141ZM143 224V226L141 225V227L143 228L142 230L143 231H145V232H143V234H145V236H144V238H146L148 241H149V243H148V245H149V248H151V249H148L149 251H148V253H150V254H147L148 256L147 257H149V255H150V258H147V257H145V255H144V257L142 256V259H143V261L144 260H146L147 261V263H149V261L148 260H150V261H154V260H156V258L157 257H159L158 255H164V253H165V248H164V245L162 244V245H159V244H157L156 245V243H158V242H155V240L157 239V236H156V233H154L153 231H151V230H153V227L152 228H150V227H148V225H147V229H146V225H144ZM239 224V223H238ZM243 224H245V225H247V222L246 221H243ZM73 225V224H72ZM79 225H80V223H79ZM130 225V227L132 228V227H134V226H131ZM3 226V227H2ZM136 226H139V225H136ZM151 226V225H150ZM154 226V227H155ZM215 226V227H216ZM25 227H31V228H33V226L31 225H29V224H27V226L25 225ZM42 227V228H41ZM84 226H83V224H82V228H83ZM99 227V226H98ZM103 227L101 228V229H103ZM63 228V227H62ZM65 228V227H64ZM80 226H76V224H75V226L73 225V229H75V231H76V233H74L75 234V236H77V237H80V235L81 236H83L84 234H82V232L81 231H79L80 230ZM149 228V229H148ZM30 229V228H29ZM38 229V230H37ZM133 229H135V228H133ZM133 229H129L130 230V232L128 231V233H131L132 234V237H136V234H137V232H135V230H133ZM155 229H156V227H155ZM154 229V230H155ZM158 229V228H157ZM165 229V230H164ZM150 230V231H149ZM4 231H7L6 233L4 232ZM220 231H221V229H220ZM45 232V231H44ZM80 232V233H79ZM239 232V231H238ZM31 233V234H30ZM36 232H34V234H35ZM84 233V232H83ZM159 233V232H158ZM161 233H163V232H160V234ZM163 233V234H164ZM8 234V233H7ZM29 234L30 235H32V237H34L33 236V232H29ZM37 236H35V237H37ZM131 236V235H130ZM183 235H181L180 236V238L182 237ZM7 237V238H6ZM40 237H42V236H40ZM39 236H38V238L39 239H36L35 238V240H37L36 242H38L39 244H38V246L39 247H44V244L41 242V240H42V238H40ZM171 237V238H170ZM80 238H82V237H80ZM137 238H138V235H137ZM176 238V239H175ZM179 238V239H180ZM47 239H48V241H49V239H51L50 240V243L51 244H53L54 245V243H58V246H59V244H62L61 243V241H59V239H57V238H54V233H52L51 231H49L48 232V236H47ZM137 241H139V238L137 239ZM137 241H135V242H137ZM236 241V240H235ZM79 242V241H78ZM135 242H132V243H130V244H132V246H135V245H137ZM184 242H186V241H184ZM150 243H151V245H150ZM178 243V244H177ZM189 244V246L191 245V242L189 241L188 242ZM200 243L202 244V245H206L204 242H202V241H200ZM254 243H256V242H254ZM76 244H78V243H76ZM160 244H161V242H160ZM176 244H177V246H176ZM257 244H259L258 242H257ZM257 244H253L254 246H253V248L254 247H256V251H255V249H252V251L254 250V253L253 254H257L258 253V251H260V253H258L259 254V256H263V257H259V259H258V261H259V264H264V259H261L260 260V258H264V248H263V246L260 244V250H258V247L256 246ZM66 245H67V243H66ZM180 245H182V246H180ZM195 245H197V244H195ZM235 245H236V250L237 251H240V246H239V244H237L236 242H235ZM61 246V245H60ZM62 246H65L64 244H62ZM157 246V247H156ZM192 246H194V245H192ZM237 246H239V247H237ZM2 247V248H1ZM137 247V246H136ZM205 247H208V246H205ZM25 248H28V247H25ZM158 249V253H156L155 252V254L153 255V254H151V253H153V250L154 251H157V249ZM7 249H4V250H7ZM10 249V248H9ZM86 249L87 248H85L84 247V249L83 248H80V250H78V251H85V253H86ZM137 249V248H136ZM262 249H263V251H262ZM88 250H89V248H88ZM87 250V251H88ZM140 250V249H139ZM206 250H208V248H206ZM21 251V250H20ZM24 251V250H23ZM22 251V252H23ZM25 252H27V251H25ZM89 252V251H88ZM31 253H33V254H35V251H30V254ZM84 253V254H85ZM140 253H141V255H143L142 254V251H140ZM146 253H147V251H146ZM145 253V254H146ZM82 254V253H81ZM136 254H138V253H136ZM158 254V255H157ZM88 255V254H87ZM223 255V256H222ZM32 256V255H31ZM89 256V255H88ZM140 256V255H139ZM165 256H166V254H165ZM221 256L222 257H224V256H226L225 255V253H222L221 254ZM32 257H35L34 255L32 256ZM138 257V256H137ZM136 257V258H137ZM162 258H160L161 260L163 259L164 261L166 260L167 261V259H168V263H170V261H171V263H172V260L171 259H169V257H167V259L164 257V256H161ZM145 258V259H144ZM73 260H71V261H75L76 259H74V258H72ZM138 259V258H137ZM136 259V260H137ZM141 259V258H140ZM154 259V260H153ZM162 260V261H163ZM175 264H185V263H183V262H181V261H179V260H177V259H175ZM209 262H211L210 260H209ZM24 262L22 261V264H23ZM143 263V262H142ZM212 263V262H211ZM136 264H137V262H136ZM141 264V263H140ZM145 264V263H144ZM149 264H153V263H149ZM155 264H156V262H155ZM207 264V263H206ZM231 264H233V261H232V263ZM235 264V263H234Z\"/></svg>",
	"mask_w": 264,
	"mask_h": 264
}]
</instances>
